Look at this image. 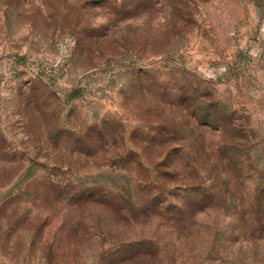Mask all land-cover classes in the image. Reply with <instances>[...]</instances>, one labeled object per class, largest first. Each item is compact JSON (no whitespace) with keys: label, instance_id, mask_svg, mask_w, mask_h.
<instances>
[{"label":"rangeland","instance_id":"374dc122","mask_svg":"<svg viewBox=\"0 0 264 264\" xmlns=\"http://www.w3.org/2000/svg\"><path fill=\"white\" fill-rule=\"evenodd\" d=\"M0 264H264V0H0Z\"/></svg>","mask_w":264,"mask_h":264},{"label":"trees","instance_id":"16d2710c","mask_svg":"<svg viewBox=\"0 0 264 264\" xmlns=\"http://www.w3.org/2000/svg\"><path fill=\"white\" fill-rule=\"evenodd\" d=\"M230 159H228L227 157H226V159H224V158H218L217 157V163L219 164V165H222L223 166V168L224 169H227L228 171H230L229 170V168H230ZM137 164H139V165H141V161H138L137 162ZM185 164L187 165V164H190V166H194L193 164H195V165H197L196 164V161H193V162H190V161H185ZM198 166H201V165H198ZM227 167V168H226ZM228 179V178H227ZM143 192H144V194H146V199L148 200V199H154V196L157 194L158 195V193H156V191H155V189H144L143 190ZM107 195L109 196V200H106V199H102L101 198V202L103 203V204H106V205H109L110 207H111V209L115 212H117V211H121L120 209H117L116 207H115V205H116V203L115 202H113L112 201V197H113V193L111 192V191H108L107 190ZM118 195H120V197H122V199L123 200H126V201H129L130 203H131V206L130 207H127L128 209H126V207H122V209L124 210L125 209V211H127V212H129V217L131 218V219H134L136 216H135V207H134V202H133V200H131V196H130V198H129V196L127 195L126 197L125 196H123V195H121V194H118ZM94 200H97L96 198H93ZM154 205H157L156 203L154 204Z\"/></svg>","mask_w":264,"mask_h":264}]
</instances>
